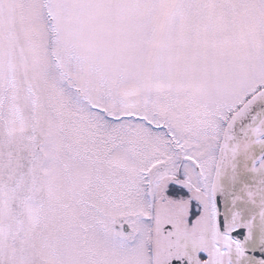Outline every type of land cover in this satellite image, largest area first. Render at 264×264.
<instances>
[{
	"label": "snow or ice",
	"instance_id": "1",
	"mask_svg": "<svg viewBox=\"0 0 264 264\" xmlns=\"http://www.w3.org/2000/svg\"><path fill=\"white\" fill-rule=\"evenodd\" d=\"M0 264H264V0H0Z\"/></svg>",
	"mask_w": 264,
	"mask_h": 264
}]
</instances>
